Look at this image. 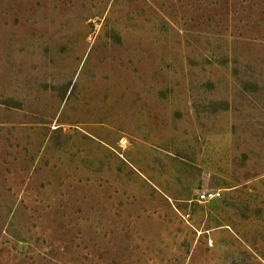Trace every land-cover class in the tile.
<instances>
[{
	"label": "rangeland",
	"instance_id": "1",
	"mask_svg": "<svg viewBox=\"0 0 264 264\" xmlns=\"http://www.w3.org/2000/svg\"><path fill=\"white\" fill-rule=\"evenodd\" d=\"M0 264H264V0H0Z\"/></svg>",
	"mask_w": 264,
	"mask_h": 264
},
{
	"label": "built area",
	"instance_id": "2",
	"mask_svg": "<svg viewBox=\"0 0 264 264\" xmlns=\"http://www.w3.org/2000/svg\"><path fill=\"white\" fill-rule=\"evenodd\" d=\"M212 196L213 195L211 193H202L201 195H199V198L201 200H207V199L211 198ZM201 200H199V201H201Z\"/></svg>",
	"mask_w": 264,
	"mask_h": 264
}]
</instances>
